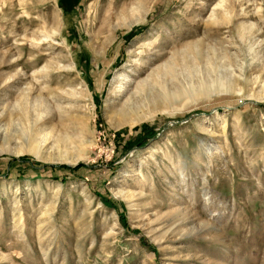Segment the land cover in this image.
I'll return each mask as SVG.
<instances>
[{
  "label": "rangeland",
  "instance_id": "1",
  "mask_svg": "<svg viewBox=\"0 0 264 264\" xmlns=\"http://www.w3.org/2000/svg\"><path fill=\"white\" fill-rule=\"evenodd\" d=\"M0 264H264V0H0Z\"/></svg>",
  "mask_w": 264,
  "mask_h": 264
},
{
  "label": "trees",
  "instance_id": "2",
  "mask_svg": "<svg viewBox=\"0 0 264 264\" xmlns=\"http://www.w3.org/2000/svg\"><path fill=\"white\" fill-rule=\"evenodd\" d=\"M152 135H153V131H152L151 128H149V129H145L144 132H143V135H142L139 139L136 140L137 142H136L135 145H139V146L144 145L145 142H146L150 137H152Z\"/></svg>",
  "mask_w": 264,
  "mask_h": 264
}]
</instances>
